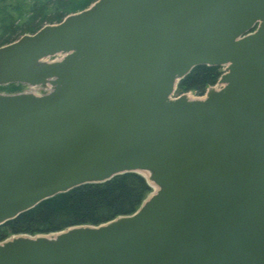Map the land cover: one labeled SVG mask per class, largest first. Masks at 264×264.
<instances>
[{
    "label": "water",
    "instance_id": "water-1",
    "mask_svg": "<svg viewBox=\"0 0 264 264\" xmlns=\"http://www.w3.org/2000/svg\"><path fill=\"white\" fill-rule=\"evenodd\" d=\"M197 65L221 87L173 97ZM9 84L30 90L0 92V225L127 172L154 190L0 264H264V0H96L0 46Z\"/></svg>",
    "mask_w": 264,
    "mask_h": 264
},
{
    "label": "trees",
    "instance_id": "trees-1",
    "mask_svg": "<svg viewBox=\"0 0 264 264\" xmlns=\"http://www.w3.org/2000/svg\"><path fill=\"white\" fill-rule=\"evenodd\" d=\"M96 0H0V46L35 33L46 24L88 8ZM222 74L221 66L197 65L181 79L176 94L203 96ZM25 85L0 86L21 92ZM145 176L127 172L102 183L85 184L57 194L0 225V242L14 235L52 234L76 225H99L134 213L152 192Z\"/></svg>",
    "mask_w": 264,
    "mask_h": 264
},
{
    "label": "rangeland",
    "instance_id": "rangeland-1",
    "mask_svg": "<svg viewBox=\"0 0 264 264\" xmlns=\"http://www.w3.org/2000/svg\"><path fill=\"white\" fill-rule=\"evenodd\" d=\"M29 86H24L23 90L22 91H28L29 90ZM4 93H8V92H4ZM195 95V94H194Z\"/></svg>",
    "mask_w": 264,
    "mask_h": 264
}]
</instances>
